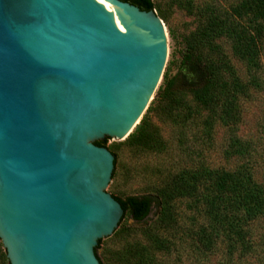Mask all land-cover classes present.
Returning a JSON list of instances; mask_svg holds the SVG:
<instances>
[{
  "label": "water",
  "instance_id": "water-1",
  "mask_svg": "<svg viewBox=\"0 0 264 264\" xmlns=\"http://www.w3.org/2000/svg\"><path fill=\"white\" fill-rule=\"evenodd\" d=\"M0 0V239L10 264H100L124 208L115 155L163 78L156 10L123 0Z\"/></svg>",
  "mask_w": 264,
  "mask_h": 264
},
{
  "label": "trees",
  "instance_id": "trees-1",
  "mask_svg": "<svg viewBox=\"0 0 264 264\" xmlns=\"http://www.w3.org/2000/svg\"><path fill=\"white\" fill-rule=\"evenodd\" d=\"M123 1L142 10L156 9L153 0ZM248 14L264 19V0H243L224 17L212 12L203 29L184 37L180 69L173 73L174 61L167 66L155 98L126 139L131 146L145 150L164 148L162 134L152 122L151 115L155 112L170 116H180L184 112L189 119L196 116L199 109L205 110L207 113L203 124L208 128L213 127L217 117L227 123L236 120L237 101L244 86L234 75L235 71L227 54L214 42L220 37L231 39L233 49L240 58L255 59L257 37L241 22ZM213 53H217L219 57H213ZM109 139L106 136L95 144L106 146L114 153V177L117 154L107 145ZM252 151V146L243 143L239 136H231L227 153L243 157ZM195 169H182L167 184L151 192L126 197L112 193L124 208L119 227L127 215L138 224L144 223L153 210L157 212L155 223L170 227L177 219L174 213L175 202L187 198L192 207L207 218L206 226L197 232L199 243L205 250H212L218 240H223L231 255L240 252L244 256L253 252L255 245L252 224L264 216V183L255 178L249 162L241 163L233 170ZM121 229V234L130 231L127 227ZM147 229L144 232L147 237L145 243L130 242L118 252L119 264H161L157 253L168 252L171 244L166 239L161 240L158 235L149 233ZM101 243L102 239L95 251L100 264H106L105 258L99 253ZM0 258L2 264H10L1 239Z\"/></svg>",
  "mask_w": 264,
  "mask_h": 264
},
{
  "label": "rangeland",
  "instance_id": "rangeland-1",
  "mask_svg": "<svg viewBox=\"0 0 264 264\" xmlns=\"http://www.w3.org/2000/svg\"><path fill=\"white\" fill-rule=\"evenodd\" d=\"M153 1L168 34L169 50L165 70L174 61L173 73H176L180 69L184 37L203 29L212 12L222 17L228 16L232 8L243 0ZM241 22L257 37L255 59L240 58L233 49L231 39L220 37L214 42L227 54L234 75L244 86L237 101L236 120L227 123L217 117L213 127L208 128L203 124L207 113L205 110L199 109L197 115L189 119L184 112L180 116L155 112L151 118L162 134L164 148L145 150L131 146L127 138L108 140L107 145L117 154V167L107 189L109 192L121 197L143 194L167 184L182 169L233 170L244 162H249L255 178L264 183V19L248 14ZM213 57L219 56L213 53ZM162 82L163 78L160 85ZM156 94L157 91L154 98ZM232 135L239 136L243 143L252 146L253 151L243 157L227 153ZM174 213L177 219L170 227L155 223L156 210L146 222L140 224L127 215L121 226L116 228L117 233L102 238L99 253L105 258L106 264H119L118 252L127 243H145L147 237L144 232L148 228L149 233L171 244L168 252L157 253L161 264H264V216L252 224L254 251L243 256L240 252L231 255L223 240H218L210 251L202 247L197 232L206 226L207 218L195 210L187 198L175 202ZM123 227L130 231L121 234Z\"/></svg>",
  "mask_w": 264,
  "mask_h": 264
},
{
  "label": "bare ground",
  "instance_id": "bare-ground-1",
  "mask_svg": "<svg viewBox=\"0 0 264 264\" xmlns=\"http://www.w3.org/2000/svg\"><path fill=\"white\" fill-rule=\"evenodd\" d=\"M100 2H102L109 10L113 11L115 13V18L116 20L120 23L119 17L117 15L116 9L115 7L108 2L107 0H99ZM121 24V23H120ZM122 25V24H121ZM123 26V25H122Z\"/></svg>",
  "mask_w": 264,
  "mask_h": 264
}]
</instances>
